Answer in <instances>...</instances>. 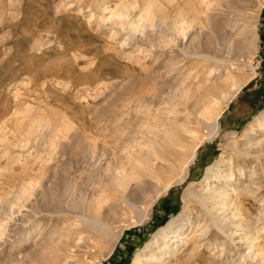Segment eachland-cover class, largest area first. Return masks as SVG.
Segmentation results:
<instances>
[{"label":"rangeland","instance_id":"rangeland-1","mask_svg":"<svg viewBox=\"0 0 264 264\" xmlns=\"http://www.w3.org/2000/svg\"><path fill=\"white\" fill-rule=\"evenodd\" d=\"M262 115L264 0H0V264H152L181 214L193 237L171 264H264ZM218 185L255 259L216 227Z\"/></svg>","mask_w":264,"mask_h":264},{"label":"bare ground","instance_id":"bare-ground-1","mask_svg":"<svg viewBox=\"0 0 264 264\" xmlns=\"http://www.w3.org/2000/svg\"><path fill=\"white\" fill-rule=\"evenodd\" d=\"M216 74H218V73H216ZM244 85L245 84L239 85L236 89H234L235 90V91H233L234 93L229 98V101H228L229 103L235 97L238 96L240 91L243 89ZM246 85H247V83H246ZM215 88H213L212 86H209L208 89H213L215 91H217L218 89H221V88H218V89L216 88L217 89L216 90ZM183 93H184V98L186 100H188L189 94L187 93V90H185V92H183ZM210 101H211V99H210ZM207 103H209V102H207ZM222 112L218 113L216 115L214 114V116H212V119H213L215 124L217 123V120H219V118L221 117ZM203 115H205V118L207 119L210 116V110L205 109L203 111ZM257 127L264 130V116L256 124L252 125V128L250 130L252 132H255V128H257ZM217 128H216V126H213L211 129L215 131ZM260 129H259V131H260ZM251 148L255 149L256 152H259V153L264 152V141H260L258 143L256 141H254L253 145L251 144ZM198 149H199V146L196 148L195 151H197ZM253 154H254V152H253ZM250 173H252V171ZM255 174H253V173L250 174V176H251L250 177V183L253 185L256 184V179H257L255 177ZM129 175L133 176L132 174L126 173L125 176H127V179L130 178ZM242 175H244V172L242 173ZM134 176H136V175L134 174ZM216 177H217L218 181L225 180V182H228V184H229L230 182H232V179L234 176H233V171L228 172L227 170L224 169V170L220 171ZM135 179H137L139 181L138 183H143L142 182L143 179H142V181L139 180L137 177ZM131 180L132 179H128V180H125L124 182H122L123 187L126 189L131 187V186L127 187L130 184ZM238 180L240 181L241 178H239ZM230 185H231V183H230ZM170 188H171V184H169L165 188V191H168ZM235 190H237V189L232 188V187H228L227 185H225V186H219L218 185V186H215L214 188L208 186L207 191L205 192L206 198L203 201L205 203L209 204L208 206H211V211L215 212V214L218 216L216 218V220L214 221L218 230H220L222 233L226 234V236L229 237L232 241H233V237L236 236L237 228H242V231L247 232L246 235L245 236L243 235L244 237H240V239L243 240L244 238H246V241L248 242L247 245H252L248 249V253L246 256L250 257L251 259H255V258H253V255H255L254 252L256 251V249L253 245L254 236H253L252 229H249L245 225H242V224L240 225L238 223H241V222L236 221L240 218L238 209L241 206L240 204L242 202H240L238 199H236L237 197L235 198L232 195V193ZM246 190H249V191H244L245 193L248 192L246 194V196H249V192H251L250 188H248V189L246 188ZM134 192H135V190L131 189V192H130L131 195L134 194ZM138 193H140V192H138ZM139 195H141V194H139ZM159 197H160V195H156L153 198L149 199L148 202H151V204H152L155 201H157L159 199ZM191 229H192V227L190 225V222L187 221L185 219V217L182 216V214L178 218H174L171 222L168 223L167 227L162 228L158 231V233L155 235V240L150 242L148 244L147 248L145 250H143V253L140 254V258H142L141 260L150 261L152 264H171V260H174V258L178 259V257H179L178 254L180 253L182 248L189 247V241L193 237L192 236L193 231ZM206 229H201L199 231L194 232V233L199 232L201 234L199 236L197 235L199 242L194 244V246L190 249L191 253L195 254L196 251H199L201 249L202 245L200 244V242L204 241V239H202V238H204L207 235L208 230L210 228H208V230H206ZM196 240L197 239H195V241ZM51 247H52V245L50 244L49 248L51 249ZM53 247H55V246H53ZM43 262H44V260H43ZM45 264H74V262L72 263L71 261H67V260L66 261H64V260L59 261L56 258H50V259L46 260ZM137 264H141V262L138 261Z\"/></svg>","mask_w":264,"mask_h":264}]
</instances>
